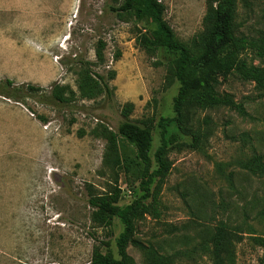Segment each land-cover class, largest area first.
Listing matches in <instances>:
<instances>
[{
	"label": "rangeland",
	"instance_id": "1",
	"mask_svg": "<svg viewBox=\"0 0 264 264\" xmlns=\"http://www.w3.org/2000/svg\"><path fill=\"white\" fill-rule=\"evenodd\" d=\"M176 37L200 50L210 26L209 0H160ZM123 0H0V82L41 88L20 99L0 95V264H90L95 250L123 231L93 222L88 200L120 191V205L141 197V169L121 137L109 153L104 127L117 133L124 105L131 120L153 123L152 157L165 137L177 133L166 156L172 167L160 187L156 212L136 222L127 252L136 264L146 255L136 244L175 255L174 264H214L212 236L220 221L237 230L233 264H264V174L244 164L264 156V94L255 83L231 76L221 92L243 103L250 118L217 108L199 111L188 128L204 133L199 148L172 119L179 82L177 55L147 51L139 42L148 28L113 10ZM239 3L237 31L256 36L264 25V0ZM104 47V61L96 51ZM264 66V62L255 60ZM89 68L113 89L90 99L78 80ZM66 103L54 98L61 92ZM208 120V122H207ZM205 122L207 124H205ZM158 179L151 185L153 191ZM151 199H147L150 202Z\"/></svg>",
	"mask_w": 264,
	"mask_h": 264
},
{
	"label": "trees",
	"instance_id": "2",
	"mask_svg": "<svg viewBox=\"0 0 264 264\" xmlns=\"http://www.w3.org/2000/svg\"><path fill=\"white\" fill-rule=\"evenodd\" d=\"M242 1L247 6L250 5L249 0H209L210 26L201 37L200 50H195L176 37L174 29L165 18L166 6L160 0H123L119 7L113 8L118 13L132 15L137 22L148 28L139 38L141 46L147 51L164 49L177 55L173 74L180 87L174 97L176 116L172 120L191 135L193 148H199L204 139L201 130L188 128L197 112L227 108L236 111L243 118L251 117L243 103L236 101L232 94L220 91V85L229 77L237 76L243 81L255 83L256 88L264 94V66L255 64V60L264 62V25L256 36L237 31L236 18ZM103 49L101 45L96 51L100 62L104 61ZM78 87L86 98L93 99L103 94L108 98L113 97V89L106 77L92 73L89 68L80 73ZM39 91L41 88L33 85L16 86L10 80L0 82V95L7 98L20 99L25 93L38 95ZM54 98L60 103L68 101L63 90L54 93ZM133 107L132 103L124 105V120L117 133L106 127L103 128V133L109 142L110 155L117 152L119 137L132 147L137 163L142 166L140 188L144 194L126 205H120L119 190L110 194L89 195L88 202L93 208L92 220L95 224L110 227L118 219L123 225V231L116 239L119 258L115 256L110 242H102L104 250H95L90 264H136L127 252L135 233L136 222L145 215L156 212L161 184L171 171L172 165L166 153L169 144L179 141V135L173 133L166 138L167 131L162 119L159 123L162 129L161 145L153 159V123L132 121L130 116ZM244 168L254 175H263L264 156L254 155L244 164ZM155 179H158V186L152 191L151 185ZM147 199H151L150 202ZM259 216L264 220V209ZM240 239L237 230L220 221L212 236L214 264H233L234 245ZM254 239L264 249V235ZM136 244L145 253L146 264H174L175 255L161 254L154 247L140 242Z\"/></svg>",
	"mask_w": 264,
	"mask_h": 264
}]
</instances>
